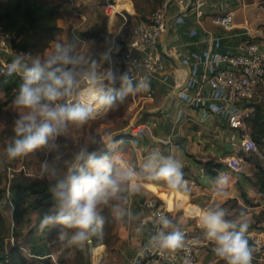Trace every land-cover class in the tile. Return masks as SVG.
Instances as JSON below:
<instances>
[{
    "label": "crops",
    "instance_id": "0c3cea01",
    "mask_svg": "<svg viewBox=\"0 0 264 264\" xmlns=\"http://www.w3.org/2000/svg\"><path fill=\"white\" fill-rule=\"evenodd\" d=\"M106 1L52 0L60 11L57 24L61 30L42 53L36 54L43 55L56 42L62 41L73 44L74 51L97 60L102 69L112 67L117 54L129 39V26L139 18H148L161 0H114L113 9L116 16L113 22L107 20L104 9ZM256 2L206 0L204 14L201 17L195 16L189 6V0L185 6H171L167 10L168 25L159 39L156 50L161 56L163 68L152 82L155 97L146 102L137 117L139 119L144 114L142 116L144 118L139 121L145 126L137 135L143 137L145 141L133 142L137 166L142 171L140 176L145 174L144 163L153 151H159L165 156L172 154L182 162L187 191L167 189L159 185L165 184L163 182L146 181L150 191L162 198L163 204L174 211L175 217H177L175 209L183 208L186 216L189 212L194 213L202 209L199 206L200 193L206 192L212 197L217 194L214 178L211 179L205 174L198 160L212 159L223 162L219 175L229 177V185L224 195L236 194L240 183L248 186L246 183L248 180L242 174L238 177L232 173L227 164L230 156H238L237 143L234 142L239 139L235 130L228 125L226 112L218 107L219 100L214 98L213 90L204 79L215 66L208 55L211 53L210 49L236 52L246 37L254 35L251 18L255 12L253 9ZM228 10L234 11V27L231 29H226L215 22L217 16ZM261 13L259 12L257 16L262 18ZM245 28L249 29L248 33L245 32ZM108 48L113 49L111 65L104 63L101 56ZM117 86L119 90L120 84ZM178 89L180 90L177 91ZM192 97H196L197 104L189 101ZM20 190L18 186L14 192L24 193ZM249 191L259 193L256 185ZM188 194L192 197L197 196L198 203L191 201ZM139 195L143 196L139 192L138 195L131 197L138 202ZM224 195L217 194L218 197ZM43 201L47 203L43 205L42 213L29 212L28 215H24L20 212L23 210L28 212L25 206L20 212L17 211L18 214L11 219L9 226L5 219L6 242L19 245L27 264L56 262L87 264V261L94 264L92 247L88 258L86 255L79 258L77 253L73 252L72 246H65L56 240L59 226L40 229L41 218L54 206L53 198H46ZM141 210V204H138L126 215L127 222L116 226L115 242L109 251L103 246L105 251L103 250L99 264H134L135 256L148 238V227L138 226ZM198 245L197 252L200 249ZM197 255L200 264L199 252Z\"/></svg>",
    "mask_w": 264,
    "mask_h": 264
},
{
    "label": "clouds",
    "instance_id": "9594fccd",
    "mask_svg": "<svg viewBox=\"0 0 264 264\" xmlns=\"http://www.w3.org/2000/svg\"><path fill=\"white\" fill-rule=\"evenodd\" d=\"M112 51L108 48L101 54L104 63L111 65ZM10 71L21 76L13 105L23 110L14 121L15 138L6 147L10 160L38 150L45 155L53 152L58 138L66 136L70 127L81 128L106 116L118 110L130 95L146 92L150 87L147 78L134 81L127 71L118 72L111 66L102 69L97 60L74 51L73 44L62 41L43 55L31 52L17 55ZM117 83L119 90L115 87ZM118 143L111 136L94 137L89 142L109 150ZM144 172L146 179L163 182L171 190H187L183 164L172 154L165 156L153 151L144 163ZM45 177L53 181L50 192L54 206L41 218L40 229L59 226L56 240L65 246L90 245L92 238L103 231L105 217L101 215V206L111 207L113 220L123 222L129 213L120 204L111 202L124 200L126 193L136 195L141 191V184L133 183L137 178L134 169L122 164L114 171L106 154L98 155L87 146L80 148L62 177L47 159L42 160L40 174L32 178ZM214 183L218 195L226 194L227 175H218ZM188 216L198 222L205 237L215 245L214 254L224 264H252L253 252L246 237L250 225L243 210L239 219L229 218L228 211L220 205L189 212ZM154 221L155 234L137 255L158 252L174 257L185 248V233L168 215H158Z\"/></svg>",
    "mask_w": 264,
    "mask_h": 264
},
{
    "label": "rangeland",
    "instance_id": "374dc122",
    "mask_svg": "<svg viewBox=\"0 0 264 264\" xmlns=\"http://www.w3.org/2000/svg\"><path fill=\"white\" fill-rule=\"evenodd\" d=\"M255 1H257L253 9L255 12L253 14V18H251L253 19V23L251 24V27H253L252 31L254 32L253 38L258 39L260 43L264 44V0ZM259 12H262V18L257 16ZM118 84L119 83H117L115 86L116 89ZM14 97H12L11 100L7 104L3 105L0 109V222L4 221L5 223L6 219L9 226L10 221H12L16 214H18L17 211L20 212L25 206L28 209V212L26 211V213L25 210L20 212L24 213V215H28L29 212L30 214L42 213V207L47 202L43 201L42 199H36L35 195H33L26 186V184H38V180L33 179L32 177L40 174L42 160L47 159L49 165L56 170L57 175L62 177L66 174L69 166L73 163L75 155L81 147L87 146L89 147L90 151H97L102 147L101 145L89 144L91 139L94 137L106 139L108 136H111L115 141L119 142L114 149L109 150L106 148L105 151L98 155L106 154L109 157V163L112 165L114 171L122 164L134 169L137 174V178L133 181V183L135 184L139 182L141 184L140 194H142L143 197L140 195L137 196L138 202L132 199V195L126 193L124 194V200H114L111 202L113 205L120 204L127 210V212H129L133 208H136L138 204H142L144 200L143 198L146 196H156L161 202L163 201L159 195L150 191L151 189L149 188V184L146 183V181L150 182L151 180L146 179L145 174H142L143 177L140 176L142 171L137 166L136 150L134 148L135 143L125 139L119 140V137L122 135L115 136L116 133L125 131L129 124L134 123L136 120V123L140 122L139 119L144 118L142 117L144 114H142L139 119H137L139 113L145 107L147 101L136 99L130 95L126 102L122 104L118 110L112 111L106 116L91 120L81 128L70 127L66 136H61L58 138L56 142L57 147L53 152L45 155L43 151L38 150L36 153L29 154L26 157L10 160L6 156V147L8 144L12 143L13 139L15 138V119L23 114V110L17 109L13 105ZM4 99H6V94L0 88V101ZM252 100L253 102H260L264 105V80L258 85ZM135 125H133L132 128ZM247 132L249 133V130H247ZM236 152L239 157L240 168L238 171H231H233L232 173L238 177H240L242 174L248 180L246 182L248 186H244V184L240 183L236 194H227L224 195V197H218L217 194L212 197V195H209V193L202 192L198 195V197H200L199 199H201L199 206L202 208H207L212 205L223 206L228 211L229 218L231 219H239L240 212L243 210L247 215L250 225L249 227L263 228L264 192L259 190L255 172L258 170L259 166L264 169V144H258L257 149L252 152L242 151L238 146H236ZM80 163L83 164L84 162L81 161ZM20 164H24L26 166L27 173L22 171L16 172L14 178L11 177V179H9L7 176V167L9 165L18 167ZM22 180L26 184L20 185V191L24 193L21 194L16 191L14 192L15 188L18 187V182H21ZM43 181L48 182L51 180L50 178L45 177ZM254 183L257 186L259 192H253L255 195L249 191V189L253 188V186L255 187ZM159 185L168 189L166 184L159 183ZM189 197L193 202L198 201L197 196L192 197L189 195ZM101 209V215L105 217L103 231L92 238V243L90 245L86 244L83 247L74 246L75 250L82 253H84L85 250H88L89 253L90 246L92 247V250L95 247H101L102 254L105 248L107 251L110 250L111 245H113L116 239V226L124 222L126 223L127 216L124 217L123 222L115 221L111 215V207L101 206ZM175 210L177 216L176 218L189 228L191 234L195 237L199 244L198 246L200 249L198 252L201 258L200 264H224V261L214 254L213 249L215 245L205 237L204 231L199 227L198 222L194 218H189V216H186L183 208ZM80 256L81 255H79V257ZM97 263L99 264V261ZM252 264H264V260L259 261L253 258Z\"/></svg>",
    "mask_w": 264,
    "mask_h": 264
},
{
    "label": "built area",
    "instance_id": "2783aa9c",
    "mask_svg": "<svg viewBox=\"0 0 264 264\" xmlns=\"http://www.w3.org/2000/svg\"><path fill=\"white\" fill-rule=\"evenodd\" d=\"M206 0H189L196 17L204 14V4ZM114 0H107L104 9L107 20L113 22L116 11L113 9ZM187 0H161L148 18H139L128 28L129 39L124 47L119 51L112 67L118 72L127 71L134 81L147 78L150 82L149 90L137 92L132 97L151 101L155 97L153 79L163 68L160 54L156 51L157 44L162 33L168 25L167 10L171 6H185ZM215 22L226 29L234 27V11L228 10L215 18ZM248 33L249 29L245 28ZM16 36L13 32H6L0 27V74H12L10 66L14 58L12 57L11 42ZM209 58L215 64L205 76L206 84L213 90L214 98L218 99V107L227 114V122L230 128L239 130L241 137L234 143L245 152H252L257 149L256 141L247 132L246 123L250 114L249 104L256 93L257 87L264 77V44L253 36L246 37L238 51H215L210 49ZM191 103L197 104L196 97L189 98ZM136 124V125H135ZM130 132L137 134L145 126L142 122L135 123ZM228 166L235 171L240 168L239 157L230 156L227 159ZM27 173L26 166L20 164L18 167L8 166L7 176L14 178L16 172ZM141 215L139 217V227H148V238L141 248H146L152 235L155 234L157 225L154 217L165 214L170 216L180 225L185 233V248L179 250L175 256L160 253L146 252L143 257L135 256V264H199L197 255V240L191 234L188 227L182 224L174 215L172 209L164 206L157 197H146L141 204ZM246 237L249 247L252 249L253 258L264 260V227H249ZM12 239V236H11ZM215 247V246H214ZM138 254V253H137ZM56 264H63L56 262Z\"/></svg>",
    "mask_w": 264,
    "mask_h": 264
},
{
    "label": "trees",
    "instance_id": "16d2710c",
    "mask_svg": "<svg viewBox=\"0 0 264 264\" xmlns=\"http://www.w3.org/2000/svg\"><path fill=\"white\" fill-rule=\"evenodd\" d=\"M59 15L60 11L57 6L53 4L52 0H5V2H0V27L6 32H13L16 36L11 42L12 57L15 58L17 55H23L29 52L32 54L42 53L61 30L60 26L57 24ZM13 54H15V56ZM263 80L264 77L260 83L263 82ZM21 83V76L17 73L0 74V88L6 94V99L0 101V109L16 95ZM249 109L250 114L246 120L249 134L256 141L257 145H263L264 105L260 102H253V100H251ZM235 133L237 139H240V131L235 130ZM122 139L139 143H144L145 141L143 137L131 132L119 137V140ZM198 161L205 174L211 179L219 175V171L223 165L222 161H215L212 159ZM255 175L259 190L264 192V169L259 166ZM38 181V184H26L21 182L18 186L21 188L20 185L26 184L31 193L35 195V198L39 200L52 197L50 184L53 181ZM136 195H133V197ZM6 232L7 227L4 221H1L0 264H27L26 258L20 252L19 245L15 243L8 244L6 242ZM17 235L14 237L16 238ZM72 247L73 252H76L78 257L81 255L79 258L85 255L86 258H88V250L82 253L75 250L74 246ZM86 263L89 264L88 261Z\"/></svg>",
    "mask_w": 264,
    "mask_h": 264
},
{
    "label": "bare ground",
    "instance_id": "6f19581e",
    "mask_svg": "<svg viewBox=\"0 0 264 264\" xmlns=\"http://www.w3.org/2000/svg\"><path fill=\"white\" fill-rule=\"evenodd\" d=\"M101 254H102V248L101 247H95V248H93V250H92V257H93L94 264H98L97 262L99 261V258L101 256Z\"/></svg>",
    "mask_w": 264,
    "mask_h": 264
},
{
    "label": "water",
    "instance_id": "95a60500",
    "mask_svg": "<svg viewBox=\"0 0 264 264\" xmlns=\"http://www.w3.org/2000/svg\"><path fill=\"white\" fill-rule=\"evenodd\" d=\"M180 89H178L177 91H179ZM176 91V92H177ZM136 122L132 123V124H129L127 129L125 131H121V132H118L115 134V136H118V135H123V134H126L128 132H130V129L132 128V126L135 124ZM106 149V147H101L100 149L97 150L98 154H100L101 152H103L104 150ZM90 249H91V246H90Z\"/></svg>",
    "mask_w": 264,
    "mask_h": 264
}]
</instances>
